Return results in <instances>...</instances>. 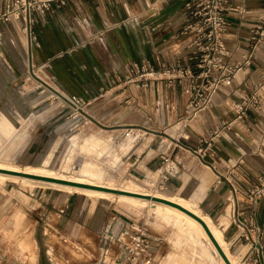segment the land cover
<instances>
[{"label": "crops", "instance_id": "0c3cea01", "mask_svg": "<svg viewBox=\"0 0 264 264\" xmlns=\"http://www.w3.org/2000/svg\"><path fill=\"white\" fill-rule=\"evenodd\" d=\"M9 1L0 0V13ZM226 17L230 22L225 37L230 50L226 62L241 67L231 82L219 88L209 106L191 119L184 116L189 101L186 81L170 85L168 79L151 80L143 85L138 78L129 80L135 75L134 65L144 62L161 68L179 60L197 70V59L188 48L191 38L182 33L187 22L185 0H71L55 13L35 14L39 44H30L21 20L15 18L0 27V67L12 73L13 68H17L14 59L21 62L26 59L28 70L31 65L38 66L56 75L59 86L53 89L64 96L54 94L75 105L82 99L88 100V107L96 111L97 106L92 104L101 95L100 91L111 92L110 97L100 102L101 106H115L123 113L105 111L102 118L108 121L136 122L154 131L157 137L164 129H171L172 133L165 131L171 140L168 148L148 149L137 161L139 168L142 164H145L144 170L159 168L164 162L162 154L172 151L181 161L180 173L168 182L166 191L173 195H164L191 200L222 232L237 264H255L256 258L258 264H264V235L260 253L257 249L251 251V243L246 241L237 222L252 221L264 231V198L253 203L248 196V188L264 173V104L258 109L250 108L241 118L237 107L264 77V37L255 58L245 63L254 43L253 30L264 17V0H231ZM128 109L131 114L125 115ZM8 120L9 134L15 125L10 118ZM179 124H183L182 128ZM215 129H219V133L212 150L201 153L199 139ZM129 185L143 188L135 181ZM70 201L71 197L60 205L65 202L67 209ZM80 202L74 201L73 215L78 213ZM151 206L164 219L182 226L185 233H177V243L191 239L193 243L202 244L206 251L196 228L182 218H170V214L156 204ZM91 228L95 233H104L100 226ZM149 232L154 238L156 263L160 255L164 260L167 256L170 258L166 232ZM30 234L32 232L28 236ZM122 243L120 239L114 248L107 240L96 264H116ZM50 256L57 263L51 252Z\"/></svg>", "mask_w": 264, "mask_h": 264}, {"label": "rangeland", "instance_id": "374dc122", "mask_svg": "<svg viewBox=\"0 0 264 264\" xmlns=\"http://www.w3.org/2000/svg\"><path fill=\"white\" fill-rule=\"evenodd\" d=\"M14 60L17 68L12 73L0 67L1 162L21 169L31 166L82 176L112 187L173 195L167 188L152 186L159 179L157 169L144 170L145 164L139 168L137 162L150 148H168L171 140L165 131L172 133L171 129H164L157 137L136 122L108 121L102 118L105 111L123 113L115 106H101L111 92L100 91L97 103L92 104L97 106L96 111H91L88 100L75 105L54 94L59 79L53 73L32 65L28 70L26 59ZM124 114H131V109ZM8 118L15 125L9 134ZM146 126L154 128L152 124ZM131 181L143 188L129 185ZM69 197L71 204L67 203L66 209ZM76 199L81 202L73 215ZM167 215L177 217L169 212ZM95 225L104 233L93 232L91 226ZM181 227L155 213L151 204L0 179V264H96L104 243L108 240L117 248L120 239L123 243L117 254L123 261L124 241L137 228L166 232L172 256L164 260L160 255L158 264H220L203 251L200 243L187 238L177 243V233H185ZM30 232L32 237L26 238Z\"/></svg>", "mask_w": 264, "mask_h": 264}, {"label": "built area", "instance_id": "2783aa9c", "mask_svg": "<svg viewBox=\"0 0 264 264\" xmlns=\"http://www.w3.org/2000/svg\"><path fill=\"white\" fill-rule=\"evenodd\" d=\"M71 0H11L6 9L0 13V27L15 18L22 22V30L27 34L30 44H39L35 31V14L55 13L58 7L66 5ZM231 0H185L187 22L182 33L190 36L188 48L192 50L197 59V70L181 61H175L156 68L150 62L135 64V75L129 77L130 81H142L147 85L151 80L168 79L170 85L176 81L187 83L189 101L185 108V119L193 118L197 113L206 109L213 96L226 82H231L241 66L229 64L226 58L230 50L226 47V34L230 22L226 11ZM264 37V17L253 30L254 40L251 51L246 55L245 63H250L256 56V50ZM264 104V77L254 87L253 93L237 105L239 118L243 117L250 108H260ZM225 123L224 125H228ZM219 129L211 131L207 136L199 139L201 153L212 150L215 137ZM202 146H205L204 148ZM163 164L156 171L159 176L152 186L167 188L171 177L180 173L181 161L172 151L162 154ZM155 171V172H156ZM249 199L253 203L264 198V173L257 183L248 188ZM242 227L243 236L251 243L250 250L257 249L260 253L261 239L264 231L261 226L252 221H237ZM126 257L123 261L116 260V264H157L154 256V238L147 229L137 228L130 238L124 241ZM262 253V252H261ZM258 258L255 264H258Z\"/></svg>", "mask_w": 264, "mask_h": 264}, {"label": "bare ground", "instance_id": "6f19581e", "mask_svg": "<svg viewBox=\"0 0 264 264\" xmlns=\"http://www.w3.org/2000/svg\"><path fill=\"white\" fill-rule=\"evenodd\" d=\"M47 156L44 158L43 161H45L47 159ZM0 167L6 168V169L25 171L28 173H36L39 175H45V176H49V177H55V178L65 179V180H69V181H75V182H79V183H86V184H91V185H101V186H105V187H112L109 185L100 184L98 182H92L89 179L82 177V176L67 175V174L55 172L52 170L32 168L31 166H28L24 169H21L22 167L19 168L18 165L16 166L13 164H6V163H3L0 161ZM0 179H12V180H16V181H21L23 183H30L33 185H43V186H48V187H54L55 189L65 190V191H69V192L87 193L88 195H90V194L91 195H100V196H106V197H110V198L111 197H120L123 200L129 201V202L135 203V204L137 203L140 205L156 204L158 207H161L164 210H166L167 212L173 213V215H176L177 217L184 219L191 226L196 228L204 240L207 254H209V256L211 255L214 259L218 260L220 264H227L226 261L224 260V258L222 257V255L220 254V252L218 251L217 247L215 246L214 242L211 240L210 236L208 235V233L204 229L203 225L197 219H195L194 217H192L188 213H186L183 210H181L175 206H172L170 204H167V203H164L161 201H157L154 199H150V198H145V197H138V196H134V195L116 193V192L96 189V188H92V187H85V186L73 185V184H68V183H61V182H56V181L36 179V178H32V177L10 174V173L1 172V171H0ZM112 188L124 189V190H128V191L140 192V193L150 194L153 196L167 198V199H170L174 202L180 203V204L184 205L185 207L189 208L190 210L194 211L195 213H197L198 215H200L202 218H204L206 220V222L208 223V225L212 229L215 237L217 238V240L219 241V243L223 247L224 251L228 255L231 262L233 264H237V259L235 260L234 256L229 251L228 245L222 236V232L212 224V222L210 221V219L207 216H203L198 211L196 206L192 202H190L191 200L187 201V200H184L182 197L181 198H176L173 196L167 197V196H164L163 194H159V193H155V192L152 193V192H147V191L131 190L129 188H120V187H112ZM31 235L32 234L29 235L30 238L32 237ZM29 236L27 235L26 238H29ZM27 240L28 239H26V242L29 241V240L28 241Z\"/></svg>", "mask_w": 264, "mask_h": 264}, {"label": "water", "instance_id": "95a60500", "mask_svg": "<svg viewBox=\"0 0 264 264\" xmlns=\"http://www.w3.org/2000/svg\"><path fill=\"white\" fill-rule=\"evenodd\" d=\"M54 91L57 92L58 94H60L61 96H64L58 90L54 89ZM0 171L1 172H6V173H10V174H16V175L32 177V178H36V179L56 181V182H61V183H68V184H73V185L92 187V188L106 190V191H111V192H116V193L134 195V196H138V197H145V198H150V199H154V200H157V201H161V202L170 204L172 206H175V207L183 210L184 212L188 213L189 215H191L192 217L197 219L203 225L204 229L206 230V232L210 236L211 240L214 242L215 246L217 247L218 251L220 252L222 257L224 258L226 263L227 264H233L231 262V260L229 259L228 255L226 254V252L224 251L223 247L221 246V244L219 243V241L215 237L212 229L210 228V226L208 225L206 220L204 218H202L200 215H198L197 213H195L194 211H192L189 208L185 207L184 205H182L180 203H177V202H174V201H172L170 199L163 198V197H158V196H153V195H150V194L140 193V192L128 191V190L112 188V187H105V186H101V185H91V184H86V183H79V182H75V181H69V180H65V179H59V178H55V177L39 175V174H36V173H28V172H25V171L6 169V168H1V167H0Z\"/></svg>", "mask_w": 264, "mask_h": 264}]
</instances>
